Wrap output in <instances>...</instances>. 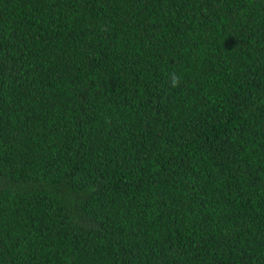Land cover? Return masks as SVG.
<instances>
[{
  "label": "trees",
  "instance_id": "obj_1",
  "mask_svg": "<svg viewBox=\"0 0 264 264\" xmlns=\"http://www.w3.org/2000/svg\"><path fill=\"white\" fill-rule=\"evenodd\" d=\"M0 264H264V0H0Z\"/></svg>",
  "mask_w": 264,
  "mask_h": 264
},
{
  "label": "clouds",
  "instance_id": "obj_2",
  "mask_svg": "<svg viewBox=\"0 0 264 264\" xmlns=\"http://www.w3.org/2000/svg\"><path fill=\"white\" fill-rule=\"evenodd\" d=\"M180 82V78L178 76H176L175 74H173L170 78V84L172 87H176L178 86Z\"/></svg>",
  "mask_w": 264,
  "mask_h": 264
}]
</instances>
